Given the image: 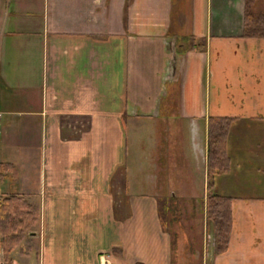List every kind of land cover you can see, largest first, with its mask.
<instances>
[{
	"label": "crops",
	"instance_id": "1",
	"mask_svg": "<svg viewBox=\"0 0 264 264\" xmlns=\"http://www.w3.org/2000/svg\"><path fill=\"white\" fill-rule=\"evenodd\" d=\"M244 15L245 0H0V163L16 169L0 201L40 212L12 264H175L160 204L212 195L232 225L219 254L212 225L202 264H264V38ZM211 117L234 118L212 188Z\"/></svg>",
	"mask_w": 264,
	"mask_h": 264
},
{
	"label": "trees",
	"instance_id": "2",
	"mask_svg": "<svg viewBox=\"0 0 264 264\" xmlns=\"http://www.w3.org/2000/svg\"><path fill=\"white\" fill-rule=\"evenodd\" d=\"M255 0H245L244 35L264 38V9L255 11ZM191 48L204 49L205 43L195 44L191 38ZM234 118L211 117L208 123V187L212 188L217 175L230 171L231 159L228 154V138ZM1 179L5 172L16 174L13 164L0 163ZM6 170V171H5ZM232 199L227 196L212 195L207 199L206 217L214 229L215 253H222L228 247L232 225ZM161 211V208H160ZM38 207L28 203L23 197L11 195L0 201V241L3 245L7 264H12L11 250L20 243L23 234L30 230L39 217ZM161 214V213H160Z\"/></svg>",
	"mask_w": 264,
	"mask_h": 264
},
{
	"label": "rangeland",
	"instance_id": "3",
	"mask_svg": "<svg viewBox=\"0 0 264 264\" xmlns=\"http://www.w3.org/2000/svg\"><path fill=\"white\" fill-rule=\"evenodd\" d=\"M263 9L264 0H255L254 10L261 11ZM175 16L178 18L182 17L179 12L176 13ZM190 43L191 46L192 41H190ZM164 173L165 170L163 171V175ZM7 174L9 173L5 172V175ZM201 191L203 192V190ZM182 199V197H179V199L177 198L175 200H172L171 198H168V196H166L165 202H162L160 204L161 217L164 221L166 229H168V231L171 233L173 241L175 242L174 263L202 264L204 259H206L204 258V255L207 256V250L209 249L210 244L213 240L212 224L208 222L205 217L206 203L205 201H203L202 197L199 198L198 201L193 202L190 200L183 201ZM32 229H34V226L30 230ZM28 238L29 235L27 230L23 234V242L26 243L24 239ZM1 240L2 236H0V241ZM29 244L30 243L27 242V245ZM18 245H20V243ZM0 246L3 247L1 243ZM0 261L7 264L5 256L1 254Z\"/></svg>",
	"mask_w": 264,
	"mask_h": 264
},
{
	"label": "built area",
	"instance_id": "4",
	"mask_svg": "<svg viewBox=\"0 0 264 264\" xmlns=\"http://www.w3.org/2000/svg\"><path fill=\"white\" fill-rule=\"evenodd\" d=\"M0 264H6V263H5V262H1V261H0Z\"/></svg>",
	"mask_w": 264,
	"mask_h": 264
}]
</instances>
